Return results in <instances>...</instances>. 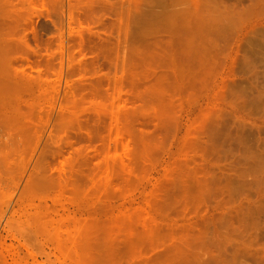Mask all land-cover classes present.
Here are the masks:
<instances>
[{"label": "rangeland", "instance_id": "374dc122", "mask_svg": "<svg viewBox=\"0 0 264 264\" xmlns=\"http://www.w3.org/2000/svg\"><path fill=\"white\" fill-rule=\"evenodd\" d=\"M257 151L264 0H0V264H264Z\"/></svg>", "mask_w": 264, "mask_h": 264}, {"label": "bare ground", "instance_id": "6f19581e", "mask_svg": "<svg viewBox=\"0 0 264 264\" xmlns=\"http://www.w3.org/2000/svg\"><path fill=\"white\" fill-rule=\"evenodd\" d=\"M261 153H262V154H259L258 151H257L258 157H260V158L264 161L263 151H261ZM253 154H255V153L253 152ZM250 155H251V154H250ZM260 155H261V156H260Z\"/></svg>", "mask_w": 264, "mask_h": 264}]
</instances>
